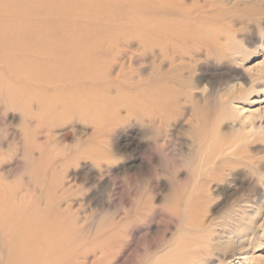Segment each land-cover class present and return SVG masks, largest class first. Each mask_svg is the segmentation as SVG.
Here are the masks:
<instances>
[{"label":"rangeland","instance_id":"1","mask_svg":"<svg viewBox=\"0 0 264 264\" xmlns=\"http://www.w3.org/2000/svg\"><path fill=\"white\" fill-rule=\"evenodd\" d=\"M16 3L0 264H264V0Z\"/></svg>","mask_w":264,"mask_h":264},{"label":"bare ground","instance_id":"2","mask_svg":"<svg viewBox=\"0 0 264 264\" xmlns=\"http://www.w3.org/2000/svg\"><path fill=\"white\" fill-rule=\"evenodd\" d=\"M27 0H24V2H26ZM4 2H6V0H4ZM17 0H7V3L10 5V7H12L14 4L16 3ZM20 3L22 4V0H20ZM38 3V2H37ZM23 7V6H22ZM26 9L28 10V6L26 5ZM43 9V8H42ZM8 11V10H7ZM20 14V13H19ZM26 25V24H25ZM27 26V25H26ZM1 29V28H0ZM134 34V33H133ZM160 35V34H159ZM113 37V36H112ZM126 39V38H125ZM155 39V38H154ZM177 41V40H176ZM120 42V41H119ZM118 42V43H119ZM121 43V42H120ZM110 45V44H109ZM114 45V44H113ZM111 46V45H110ZM101 47V46H100ZM103 47V46H102ZM49 49V48H48ZM114 51V50H113ZM69 58L67 59L66 63L68 66H72V65H82L85 60L88 58L89 56V47L87 45H84L83 43H78V45H75V47L72 49V52H70L68 54ZM87 62V61H86ZM70 68V67H69ZM104 70V68H103ZM105 71V70H104ZM80 73V72H79ZM82 75V74H81ZM71 78V77H70ZM8 83V82H7ZM12 84V83H11ZM59 85V83H58ZM8 86V85H7ZM12 89V87H11ZM104 89V88H103ZM10 90V89H9ZM19 92V91H18ZM24 92V91H23ZM17 95V94H16ZM46 99V98H45ZM78 98H76L75 96H72L70 99L67 100V104H69L71 101L76 100ZM38 100V99H37ZM32 219V218H31ZM17 228V227H16ZM14 229V228H13ZM12 229V230H13ZM11 230V229H10ZM19 232V230H17ZM12 232V231H11ZM16 232V231H15ZM42 232V231H41ZM23 237L26 239H29V236L26 235V232L23 231ZM14 236V237H13ZM20 235L16 232L14 235L12 234L11 240H9V244H8V248L11 251V253H15L17 252V248L19 247V242H20ZM28 237V238H27ZM34 238V237H33ZM38 240V237L34 238V242H36ZM26 241V240H25ZM243 242V241H242ZM241 243V242H240ZM25 244H28V242H26ZM35 244V243H34ZM199 244V243H198ZM34 248V247H33ZM43 253V252H42ZM39 254V252H38ZM10 254H8L7 256H9ZM43 256V255H42ZM40 255L32 258L34 259L33 264L36 260H40L39 259ZM41 258V257H40ZM44 258V256H43ZM24 260V259H23ZM37 262V261H36ZM38 264V262H37ZM39 264H42V262L40 261ZM48 264V263H47Z\"/></svg>","mask_w":264,"mask_h":264}]
</instances>
